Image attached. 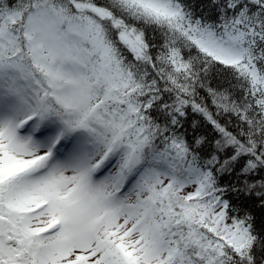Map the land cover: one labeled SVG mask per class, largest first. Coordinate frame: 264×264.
Here are the masks:
<instances>
[{
	"label": "snow or ice",
	"instance_id": "6c2138e0",
	"mask_svg": "<svg viewBox=\"0 0 264 264\" xmlns=\"http://www.w3.org/2000/svg\"><path fill=\"white\" fill-rule=\"evenodd\" d=\"M0 264H264V0H0Z\"/></svg>",
	"mask_w": 264,
	"mask_h": 264
},
{
	"label": "trees",
	"instance_id": "16d2710c",
	"mask_svg": "<svg viewBox=\"0 0 264 264\" xmlns=\"http://www.w3.org/2000/svg\"><path fill=\"white\" fill-rule=\"evenodd\" d=\"M257 214L259 215V212H258V210H257Z\"/></svg>",
	"mask_w": 264,
	"mask_h": 264
}]
</instances>
